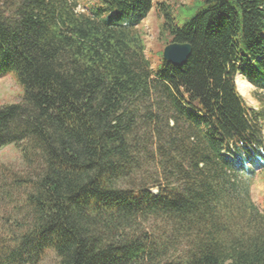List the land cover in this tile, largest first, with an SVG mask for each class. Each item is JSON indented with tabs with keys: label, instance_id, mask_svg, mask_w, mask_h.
<instances>
[{
	"label": "trees",
	"instance_id": "16d2710c",
	"mask_svg": "<svg viewBox=\"0 0 264 264\" xmlns=\"http://www.w3.org/2000/svg\"><path fill=\"white\" fill-rule=\"evenodd\" d=\"M156 0H0V264H264V0H203L187 63L153 68L138 27ZM243 75L258 109L237 86Z\"/></svg>",
	"mask_w": 264,
	"mask_h": 264
},
{
	"label": "rangeland",
	"instance_id": "374dc122",
	"mask_svg": "<svg viewBox=\"0 0 264 264\" xmlns=\"http://www.w3.org/2000/svg\"><path fill=\"white\" fill-rule=\"evenodd\" d=\"M78 4L77 12L91 14L93 9L102 6L101 0H71ZM170 5L175 24L184 26L192 19L203 7V0H165ZM157 0L154 7L149 13V16L138 27L137 31L143 36L146 45V56L151 59L153 68L161 66V52L166 48L169 42L168 33L161 35L163 30L164 20L157 10ZM237 86L248 106L258 109L259 103L254 98L255 89L246 80L245 77L239 75L237 77ZM22 88L19 85L14 74L0 76V105L18 103L22 99ZM0 163L10 165H20L21 154L18 148L14 145L6 146L0 150ZM254 188L262 189L255 195L252 191V199L256 204L264 209V179L258 175L252 183ZM41 264H60V259L54 252H49Z\"/></svg>",
	"mask_w": 264,
	"mask_h": 264
},
{
	"label": "water",
	"instance_id": "95a60500",
	"mask_svg": "<svg viewBox=\"0 0 264 264\" xmlns=\"http://www.w3.org/2000/svg\"><path fill=\"white\" fill-rule=\"evenodd\" d=\"M192 51V45L189 43H170L164 49L163 58L175 66H183L187 63Z\"/></svg>",
	"mask_w": 264,
	"mask_h": 264
},
{
	"label": "clouds",
	"instance_id": "9594fccd",
	"mask_svg": "<svg viewBox=\"0 0 264 264\" xmlns=\"http://www.w3.org/2000/svg\"><path fill=\"white\" fill-rule=\"evenodd\" d=\"M252 191L254 193V198H255V195L258 194L260 191H262V189L254 188Z\"/></svg>",
	"mask_w": 264,
	"mask_h": 264
}]
</instances>
